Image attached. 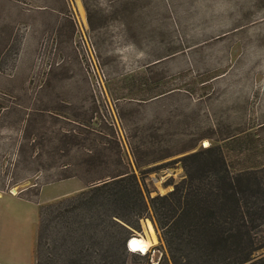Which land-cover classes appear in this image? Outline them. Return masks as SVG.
I'll return each instance as SVG.
<instances>
[{
  "label": "rangeland",
  "instance_id": "1",
  "mask_svg": "<svg viewBox=\"0 0 264 264\" xmlns=\"http://www.w3.org/2000/svg\"><path fill=\"white\" fill-rule=\"evenodd\" d=\"M232 62L245 64L248 78L264 67V0H0V228L8 243L1 256L32 264H146L129 255L125 244L146 238L152 227V245L166 252L160 264H174L149 211L138 222L116 220L120 227L104 219L93 231L82 212L81 238L70 239L65 224L53 222L36 251L39 205L82 185L71 180L41 186L45 175L35 171L37 150L29 165H15L19 128L26 123H13L34 110L69 117L70 103L83 115L95 103L113 124L124 163L148 202L184 178L181 163L173 161L193 152L221 148L232 173L264 165L258 129L224 141L235 136L228 131L246 129L244 117L228 110L226 81L210 82L225 80ZM169 87L175 92L140 101ZM234 122L239 126L230 128ZM184 256L176 264H208L187 250ZM263 257L260 250L253 261Z\"/></svg>",
  "mask_w": 264,
  "mask_h": 264
},
{
  "label": "trees",
  "instance_id": "2",
  "mask_svg": "<svg viewBox=\"0 0 264 264\" xmlns=\"http://www.w3.org/2000/svg\"><path fill=\"white\" fill-rule=\"evenodd\" d=\"M174 90L169 87L140 101L158 99ZM74 108L70 103V116L64 118L51 111L34 110L25 119L19 115L13 123L19 127L26 123L24 130L19 128L15 165H29L31 154L37 150L35 171L45 175L41 186L71 180L82 185L76 193L39 205L36 251L45 245L47 229L53 222L65 224L70 239L81 238L85 224L78 217L82 212L87 214L86 228L93 231L104 219L120 227L116 220L138 222L149 211L173 251L174 264L184 259L185 250L202 263L264 264V257L253 261L256 252L264 251V166L232 173L221 148L193 152L173 161L181 163L185 175L172 191L148 197L146 202L136 176L124 163L113 124L99 114L95 103L83 115ZM194 147L151 159L149 163ZM131 152L135 158L139 150L135 147ZM134 162L140 167L137 159ZM49 171L52 174L47 175ZM121 212H127V217Z\"/></svg>",
  "mask_w": 264,
  "mask_h": 264
},
{
  "label": "crops",
  "instance_id": "3",
  "mask_svg": "<svg viewBox=\"0 0 264 264\" xmlns=\"http://www.w3.org/2000/svg\"><path fill=\"white\" fill-rule=\"evenodd\" d=\"M247 69L248 68L243 63H239L237 65L236 63L232 62L229 64L228 70H233V72L228 73V77L225 80L221 77H216L210 81L214 84L217 83L218 86L223 85L224 81H226V95L229 103L228 110H232L234 112V116L236 115L237 118L244 117L246 121V129L228 131L235 136L227 138V142L234 140L241 134H255V130L257 129L259 131L258 136L256 137L264 134V67H261L259 71L253 74V76L250 78L246 76ZM248 119H250L252 122L255 121V124L253 125L251 123V125H249ZM229 126L230 128H233L234 126L238 127L239 125H235L234 122V125L229 123ZM259 141H263V139ZM263 143L264 142H261V145ZM11 196H14L13 198H16L15 195ZM2 198H7L8 200L11 199L9 197ZM0 200H2L1 194ZM4 200L5 199H3V201ZM3 231H5V229L3 227L0 228V264H32L26 259L21 260L20 258H13L14 260H6L3 256H1V253H4L8 250V243L7 241H5L7 239L3 237Z\"/></svg>",
  "mask_w": 264,
  "mask_h": 264
},
{
  "label": "built area",
  "instance_id": "4",
  "mask_svg": "<svg viewBox=\"0 0 264 264\" xmlns=\"http://www.w3.org/2000/svg\"><path fill=\"white\" fill-rule=\"evenodd\" d=\"M132 241L133 239L131 238L125 244L127 253L131 256L136 255L141 258H145L146 264H160V262L166 256L165 250L163 248H160L158 245L148 247L145 252L134 251L131 245Z\"/></svg>",
  "mask_w": 264,
  "mask_h": 264
},
{
  "label": "bare ground",
  "instance_id": "5",
  "mask_svg": "<svg viewBox=\"0 0 264 264\" xmlns=\"http://www.w3.org/2000/svg\"><path fill=\"white\" fill-rule=\"evenodd\" d=\"M205 146L208 145L207 142L204 144ZM133 241H136L137 245L132 246V249L134 251L138 252H145L148 247L153 246L152 244H155L156 242V236L152 229V227H148L147 229V237H141V238H132Z\"/></svg>",
  "mask_w": 264,
  "mask_h": 264
},
{
  "label": "water",
  "instance_id": "6",
  "mask_svg": "<svg viewBox=\"0 0 264 264\" xmlns=\"http://www.w3.org/2000/svg\"><path fill=\"white\" fill-rule=\"evenodd\" d=\"M131 245H132V246L137 245L136 241H132V242H131Z\"/></svg>",
  "mask_w": 264,
  "mask_h": 264
}]
</instances>
